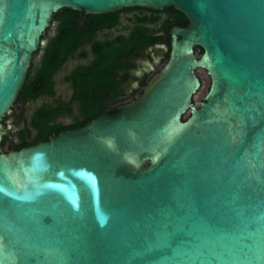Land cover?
<instances>
[{
  "label": "water",
  "instance_id": "1",
  "mask_svg": "<svg viewBox=\"0 0 264 264\" xmlns=\"http://www.w3.org/2000/svg\"><path fill=\"white\" fill-rule=\"evenodd\" d=\"M169 6L142 95L2 150L56 12ZM0 264H264V0H0Z\"/></svg>",
  "mask_w": 264,
  "mask_h": 264
},
{
  "label": "trees",
  "instance_id": "2",
  "mask_svg": "<svg viewBox=\"0 0 264 264\" xmlns=\"http://www.w3.org/2000/svg\"><path fill=\"white\" fill-rule=\"evenodd\" d=\"M177 11L181 15V21L186 24L189 23L186 14L179 9ZM79 14L80 11L68 7L54 14L58 20V28L52 39H47L46 44L42 46L40 61L37 66L32 65L17 103L26 99H38L46 95L55 96L56 74L82 48L83 41L79 39L83 32V26L79 21ZM88 15L90 17L111 19L110 23L103 28L113 27L120 21L119 14L115 12ZM137 20L144 22L146 20H157V18L138 17ZM90 34L88 41L93 40L95 36L91 31ZM112 44L113 41L94 43L93 50L97 53L96 59L89 65L77 66L66 76V80L71 83L74 90L71 100L66 102L58 99L55 104H43L40 106L32 115L30 128L11 130L12 133L14 132L19 136L20 143L13 142L7 146L9 133H4L1 140L2 150H5L6 147L9 148L8 150H12L11 146L13 144L17 146L14 149H21L68 128L86 125L92 119L104 114L107 111L110 100H113L116 95L112 84V69H108L114 61ZM75 101L79 102L81 115L75 117L71 123H64L58 120L62 115L73 114V103ZM21 116H23V113ZM8 117L9 115L6 119ZM31 131H34V135L31 134Z\"/></svg>",
  "mask_w": 264,
  "mask_h": 264
},
{
  "label": "flooded vegetation",
  "instance_id": "3",
  "mask_svg": "<svg viewBox=\"0 0 264 264\" xmlns=\"http://www.w3.org/2000/svg\"><path fill=\"white\" fill-rule=\"evenodd\" d=\"M133 12H137V14L128 15L130 21L128 22V27L126 28V30L117 32L110 38L101 39L99 37V34L102 31L110 30L119 26L121 23L122 14H128ZM115 13L119 14L120 21L118 24L110 28L103 27L108 25L111 19L90 17L88 14L83 12H80L79 14V21L83 26V32L79 39L80 41H83V43L82 48H80L79 50L87 49L88 53L84 56L86 60L83 63L78 64L77 66L89 65L96 59L97 53L95 52V50H93L94 43L113 41L112 57L114 58V61L111 67L108 69H112V84L114 85V91H116V95L114 96L113 100H110L109 106L107 107V111L112 110L120 104L133 101L134 99L142 95L146 85L151 80V78L155 74H157L164 66L163 65L162 67H159V65L157 64H151V61L155 60V52L161 51V58L163 59L162 62L166 63L170 57L173 39V29L176 26L187 27L190 25L189 18V23L187 24L181 21V15L177 11V8H175L174 6H169L161 10H152L149 8L140 7L132 9L125 8ZM138 17H145L148 19L157 18V20H146L144 22H141L137 20ZM57 28L58 20L55 18L54 15L53 23L48 28L46 34L44 35V38L48 36L49 30H53L51 37L47 38L52 39V37L55 35ZM90 31L93 32L95 36L93 40L88 41V38L91 35ZM41 48L34 54V59L31 63V67L35 63L37 55L41 54ZM195 49L197 51V54L200 50L204 51V49L199 46L195 47ZM77 66H75L74 68H76ZM198 69L202 70V72L197 71V74L201 79L202 86H204L206 78L210 80L211 86L212 78L207 68L200 67ZM73 94L74 90L72 93V97ZM204 97L202 98V100H204ZM75 102L79 104L78 101ZM8 115H10V113L7 114L3 120L6 124V117ZM80 115L81 114H79V116ZM17 143H20V140L17 141ZM16 147L17 146L15 144L11 146L12 149ZM8 149L9 148H6V151Z\"/></svg>",
  "mask_w": 264,
  "mask_h": 264
},
{
  "label": "rangeland",
  "instance_id": "4",
  "mask_svg": "<svg viewBox=\"0 0 264 264\" xmlns=\"http://www.w3.org/2000/svg\"><path fill=\"white\" fill-rule=\"evenodd\" d=\"M133 14L136 15L137 12H133V13H124L121 15V23L119 26H117L116 28L110 29V30H104L99 34V37L101 39H106V38H110L112 37L115 33L120 32V31H124L126 30V28L128 27V22L130 21L128 18V15ZM52 31V30H51ZM51 31L49 30V34L48 36H46L45 39H47L49 37V35L51 34ZM88 50L87 49H81L77 52V54L69 59L65 65L62 67V69H60V71L56 74L55 76V91L56 94L55 96L51 97V96H42L38 99H34V100H24L21 102H18L16 104V106L13 108V111L11 112L12 114V118L11 120H7V124H10V130H9V141L8 143L11 144L13 142H17L20 140L19 136L17 134H15L14 132L12 133L11 130H18L21 128H30V122H31V118L32 115L34 113V111L36 109H38L40 106H42L43 104H55V102L58 99L64 100L66 102L71 100L72 97V93H73V88L72 85L69 81L66 80V76L70 73L71 70H73V68L75 66H77L80 63H83L86 59L84 58L85 55H87ZM203 53L202 50H200L198 52L199 56H201ZM37 59V57H36ZM35 59V62H36ZM163 59H161L159 61V63H155L154 61H151L152 65H159V67H161V65L165 62H162ZM35 65V63H34ZM197 71H201V69H197ZM210 86V80L208 78H206V82L204 84V86H202L199 91L197 92L196 95V101L200 102L202 100V98L206 95V93L208 92ZM73 108H74V112L71 115H62L59 117L58 120L64 122V123H71L74 121L75 117L79 116V104L77 102L73 103ZM23 113V116H21V114ZM31 134L34 135V131H31ZM31 135V136H32ZM7 143V146L9 145ZM7 148V147H6ZM5 148V151H6Z\"/></svg>",
  "mask_w": 264,
  "mask_h": 264
}]
</instances>
